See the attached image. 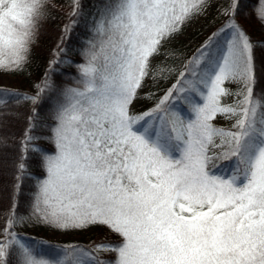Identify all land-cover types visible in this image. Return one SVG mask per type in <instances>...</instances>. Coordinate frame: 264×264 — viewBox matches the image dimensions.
I'll use <instances>...</instances> for the list:
<instances>
[{"label": "snow or ice", "instance_id": "6c2138e0", "mask_svg": "<svg viewBox=\"0 0 264 264\" xmlns=\"http://www.w3.org/2000/svg\"><path fill=\"white\" fill-rule=\"evenodd\" d=\"M205 5L206 0L106 5L94 30L99 48L93 44L81 69L84 90L69 89L71 102L57 112L58 153L46 157L48 178L36 211L59 229L109 226L122 244L97 248L117 252L116 264H264V97L253 98V45L246 34L229 24L232 40L215 50L209 42L189 62L204 86L194 121L184 125L176 116H158V125L145 126L138 122L151 111L128 114L161 41ZM44 7V0H0V69L26 62ZM236 7L233 0L226 14ZM258 14L264 19V0ZM228 80L243 85L234 105L221 103ZM171 95L170 89L165 99ZM217 113L238 117L232 129L210 123ZM215 137L221 138L217 147L226 148L221 156L235 159L231 175L208 168ZM17 222L10 215L0 228V258L15 254L17 264H50L17 239ZM85 256L68 246L55 264H86ZM87 264L103 261L91 258Z\"/></svg>", "mask_w": 264, "mask_h": 264}, {"label": "trees", "instance_id": "16d2710c", "mask_svg": "<svg viewBox=\"0 0 264 264\" xmlns=\"http://www.w3.org/2000/svg\"><path fill=\"white\" fill-rule=\"evenodd\" d=\"M109 3L115 0H44L43 16L38 20L26 62L17 69H0V73L35 79L30 89L0 86V100L5 101L0 104V228L7 224L10 215L17 217L18 222L12 228L17 239L29 246L37 258L48 259L50 264L63 259L68 246H77L88 253L83 257L85 261L95 258L103 264H116L117 252L98 250L97 246L107 243L117 248L123 242L119 233L103 223L59 229L45 222L36 211L41 185L48 178L46 157L58 153L57 112L71 102L69 89L84 90L81 69L91 58L93 44H96L95 50L99 48L101 37L94 30ZM235 3V12L226 14L233 0H206L199 13L191 14L178 31L161 41L158 52L149 59L148 74L128 106V114L133 117L151 111V116H145L138 123L159 124L158 116H176L184 125L196 119L194 107L204 103L201 95L204 86L192 74L197 66L192 64L189 68L188 65L209 42L214 50L226 45L227 38L220 31L226 22L234 23L252 43L253 98L264 97V19L258 14L262 0H235ZM205 10L204 18L199 19ZM225 15L228 16L223 18ZM230 16L234 19H229ZM170 89L172 95L165 99ZM242 92L240 83L238 91L221 103L234 105ZM161 100L164 103L157 112L156 106ZM221 115L228 117L229 125L218 124L216 117ZM237 118L217 113L210 123L217 129H232ZM220 144L221 138L215 137L214 144L209 145L208 155L213 159L208 168L215 165L219 169L213 171L214 175L225 171L231 175L236 167L235 159L223 158L221 154L226 148L217 147ZM49 233L70 236L54 240ZM0 259L5 264H17L18 256L6 255Z\"/></svg>", "mask_w": 264, "mask_h": 264}, {"label": "rangeland", "instance_id": "374dc122", "mask_svg": "<svg viewBox=\"0 0 264 264\" xmlns=\"http://www.w3.org/2000/svg\"><path fill=\"white\" fill-rule=\"evenodd\" d=\"M206 13V10L204 11L203 14H201L199 16V19H203L204 18V14ZM228 15H225L223 18H225ZM228 24H230L229 22H226L223 25V28L220 29V31H224V37L227 38V41L232 40L234 33L233 30L231 28L228 27ZM252 37L257 36V34H251ZM88 64V63H87ZM35 79L30 77H26L24 75H16V74H11V73H0V86H6V87H11V88H19V87H24L26 89H30L31 86H33ZM240 81L238 80H228L225 81L222 85L223 88L228 90V95L222 96L221 100L225 101V100H229L232 96L233 93L238 91V87L240 86ZM235 91H234V90ZM216 119L218 120V124L219 125H229V121L228 117L221 115L218 117H216ZM228 123V124H227ZM158 125V122H157ZM50 238L54 239V240H64L66 238H68L70 235H66L63 233H58V234H54V233H49L47 234ZM107 244V243H104ZM87 264V261H85Z\"/></svg>", "mask_w": 264, "mask_h": 264}]
</instances>
